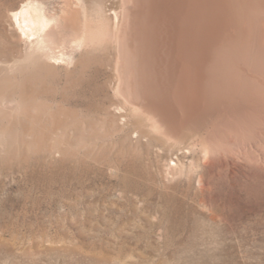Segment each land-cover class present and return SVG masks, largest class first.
<instances>
[{"label":"rangeland","instance_id":"rangeland-1","mask_svg":"<svg viewBox=\"0 0 264 264\" xmlns=\"http://www.w3.org/2000/svg\"><path fill=\"white\" fill-rule=\"evenodd\" d=\"M23 2L0 0L2 66ZM102 59L98 97L67 89L64 105L17 100L19 74L0 71V264H264V199L237 201L210 175L200 190L188 160L112 121L111 52Z\"/></svg>","mask_w":264,"mask_h":264},{"label":"bare ground","instance_id":"bare-ground-1","mask_svg":"<svg viewBox=\"0 0 264 264\" xmlns=\"http://www.w3.org/2000/svg\"><path fill=\"white\" fill-rule=\"evenodd\" d=\"M51 5L24 0L9 12L13 56L0 71L19 74L17 100L63 104L67 89L71 101L96 99L93 76L105 74L110 51L112 121L155 141L174 164L188 160L200 190L210 175L237 201L264 199V0Z\"/></svg>","mask_w":264,"mask_h":264}]
</instances>
